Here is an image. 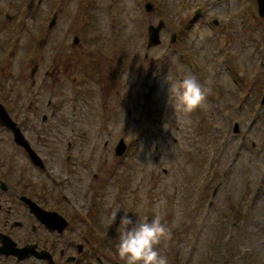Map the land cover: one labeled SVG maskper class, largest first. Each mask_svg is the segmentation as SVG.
<instances>
[{
  "label": "rangeland",
  "instance_id": "1",
  "mask_svg": "<svg viewBox=\"0 0 264 264\" xmlns=\"http://www.w3.org/2000/svg\"><path fill=\"white\" fill-rule=\"evenodd\" d=\"M28 1L33 3L31 9L26 8ZM36 1L0 0V61L8 54V38L20 36L26 47L28 40L47 33L45 19L57 10L62 19L46 35V46L54 47V39H72L75 31L68 28V16L85 22L83 14L88 8L80 5L81 0H45L38 8ZM147 2L153 4V10H146ZM105 7L102 15H93L94 25L86 30L88 36H94L89 47L98 59L96 78L104 81L101 74L106 78L109 63H115L113 58L122 48L129 62L125 72L129 82L124 89L128 100L112 98L110 106H103L102 98L95 95L92 102L79 106L74 150L81 156L91 152L97 158L113 150L121 137L128 148L124 154L127 166L111 175L115 184L109 189L90 187L93 167H78L74 174L77 181L72 186L77 192H72L81 200L79 211L84 214V209H95L98 215L93 220L100 234L97 244L105 242L102 248L112 255L111 264H123L115 249L120 218L127 213L135 222L158 214L170 230V236L159 245L169 264H264V107L260 103L264 19L258 14L256 0H106ZM5 11L16 15L12 22L4 18ZM159 20L165 21L161 43L147 49L148 26ZM25 56L19 54L11 60L14 76L6 73L4 80L0 77L4 82L0 102L18 117L22 114L18 107L26 105L31 90L29 78L21 71ZM6 64L0 63V72H5ZM189 72L209 89L206 101L190 113H175L168 102L167 77L175 83ZM139 80L143 89L138 88ZM134 82L138 83L132 85ZM152 83L155 90L147 98ZM63 91L64 87L48 85L39 91L35 103L47 106L49 99L55 103L58 92ZM64 95H69L67 88ZM67 102L59 106H67ZM59 128L67 127L54 123L47 128L44 144L51 153L49 164L56 163V172L65 161L66 141L73 136L71 130H63L61 135L57 133L60 138L55 137ZM113 160L108 158L112 164ZM19 164L25 166L22 161ZM121 178L122 191L117 186ZM114 211L116 219L110 222Z\"/></svg>",
  "mask_w": 264,
  "mask_h": 264
},
{
  "label": "flooded vegetation",
  "instance_id": "2",
  "mask_svg": "<svg viewBox=\"0 0 264 264\" xmlns=\"http://www.w3.org/2000/svg\"><path fill=\"white\" fill-rule=\"evenodd\" d=\"M44 2L45 0H37L36 8ZM105 3L106 0H81L80 5L88 8L87 13L83 14L86 17L84 23L73 15H67L70 18L68 28L75 31L70 41L58 38L54 39V47L46 46L48 37L46 35L50 34L62 19V14L58 10L50 19L49 17L45 19L47 28L44 32L47 33L38 40H28L26 47L18 35L6 41L8 54L0 63L7 64L5 72H0V77L4 80L6 73L14 76L11 60L17 58L19 54H26L23 60L27 62L22 63L25 67H22L21 71L23 77L29 78L28 86L33 89L34 95L31 98L30 90L26 105L23 108L18 107L22 111L21 117H18L16 112L9 111L6 106L4 108L14 125L22 132L28 147L34 152L15 140L12 127L0 122V264L112 263V255L102 248V245H106L105 242L98 244L96 242V235H100L95 230L96 222L93 221L98 217L96 210L84 209L86 212L82 214L79 211L81 200L72 192H77V188L72 185L77 181L74 174L77 173L78 167L95 169L91 188L99 189L105 186L109 189L111 183L115 184V180L111 182V175L116 170L123 172L127 166L124 159L126 151L122 155L116 154L115 148L119 139L113 144V150L103 152L97 158L91 152L81 156L79 151L74 150L78 143L76 125L79 106H86L88 101L92 102L95 95L102 98L103 106H110L112 98L119 102L126 98L128 100L124 89L129 82L125 76L129 62L126 56L122 55V48L117 50L113 58L115 63L113 65L109 63L106 78L101 74L104 81L101 79L98 81L96 78L99 75L98 59L96 53L89 47V42L93 41L94 36L91 35L93 38L88 36L86 30H91L94 25L91 23L93 15L97 13L102 15L106 11ZM32 7L33 3L28 1L26 8ZM3 15L9 22L16 17L7 11ZM17 19L20 21L19 14ZM25 26L26 22L23 21L22 27ZM34 41L38 43L30 46ZM137 70L139 69L135 68L136 72ZM66 78H69L70 82ZM106 80L108 82L105 85ZM1 83L4 82L0 79ZM137 83L134 82L132 85ZM48 85L52 88L64 87V91L58 92L55 103L49 99L46 102L47 106H39L35 103L38 101L36 97L39 91ZM84 87L89 90L84 92ZM143 87L142 80H139L138 88ZM66 88L69 95H64ZM154 90L155 85L152 83L146 94L147 98L151 97ZM140 94L143 98V92ZM66 100L67 106H59V103L64 104ZM143 108L144 105L141 106V109ZM63 111L66 113V119ZM101 113L103 116L106 114L104 111ZM127 115L128 117L132 115L131 108L128 109ZM50 122L52 124H49ZM54 123L60 127L65 123L67 127L62 130L59 128L55 137L60 138L58 134L61 135L63 130H71L73 135L66 141L65 161L58 167L57 172L56 163L49 164L48 161L51 153L44 147L47 141V128ZM121 139L125 140L124 137ZM104 143L107 145V140ZM5 146L11 150H6ZM12 148H16V151ZM108 155L115 163L108 161ZM157 159L156 157L155 160ZM18 160L25 166L20 165ZM30 170H34L35 173ZM123 181L124 178H121L117 183L120 191L125 189ZM103 239H106V236Z\"/></svg>",
  "mask_w": 264,
  "mask_h": 264
},
{
  "label": "clouds",
  "instance_id": "3",
  "mask_svg": "<svg viewBox=\"0 0 264 264\" xmlns=\"http://www.w3.org/2000/svg\"><path fill=\"white\" fill-rule=\"evenodd\" d=\"M167 81L170 84L168 102L175 113H190L203 106L209 89L194 74L189 72L175 83H171L169 77ZM116 216L114 211L110 222H114ZM118 231L115 249L123 264H169L167 256L159 249L161 241L170 236V230L162 223L160 215H154L151 220L144 218L134 222L125 213L120 218Z\"/></svg>",
  "mask_w": 264,
  "mask_h": 264
},
{
  "label": "water",
  "instance_id": "4",
  "mask_svg": "<svg viewBox=\"0 0 264 264\" xmlns=\"http://www.w3.org/2000/svg\"><path fill=\"white\" fill-rule=\"evenodd\" d=\"M257 3V9H258V14L264 19V0H256ZM153 4L151 2H147L145 4V8L147 11H150L152 9ZM199 12V9L196 10V13ZM215 23H217V21H214ZM165 26V22L163 20H159L158 23L156 25L154 24H150L148 26V40H147V49L159 45L161 43V30L162 28ZM175 39V34L172 36L171 41L173 42ZM147 55V54H146ZM261 105H263L264 107V91H263V95L260 101ZM0 122L8 127H12L13 128V132H14V136H15V140L20 143L23 144L25 147H27L28 150H31L28 147V144L25 140V137L23 136L22 132L19 130V128H17L13 121L10 119L6 109L4 108V106L2 104H0ZM237 124H235L234 127V132H237L238 128H237ZM127 148V144L125 142L124 139H120L119 142L116 145V154L117 155H122ZM32 152H34L33 150H31Z\"/></svg>",
  "mask_w": 264,
  "mask_h": 264
}]
</instances>
